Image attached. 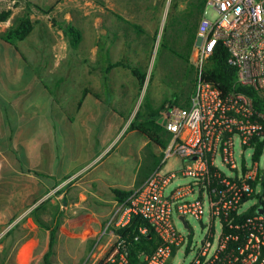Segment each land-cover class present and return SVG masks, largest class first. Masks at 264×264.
Listing matches in <instances>:
<instances>
[{
	"label": "crops",
	"instance_id": "obj_1",
	"mask_svg": "<svg viewBox=\"0 0 264 264\" xmlns=\"http://www.w3.org/2000/svg\"><path fill=\"white\" fill-rule=\"evenodd\" d=\"M207 8L208 0H0V17L9 14L0 33L27 9L34 23L17 46L0 40L10 67L0 66V264H43L52 233V264L77 249L85 263L108 221L125 220L113 190L146 182L170 139L166 115L189 107L195 93V81L187 96L167 86L149 93L167 23L176 17L180 30L193 22L199 46ZM68 25L82 33L76 49L62 29ZM4 76L16 77L20 90L8 91ZM148 98L157 116L148 114L142 124L161 125L151 131L156 142L131 127ZM46 201L50 227L42 229L31 213Z\"/></svg>",
	"mask_w": 264,
	"mask_h": 264
},
{
	"label": "built area",
	"instance_id": "obj_2",
	"mask_svg": "<svg viewBox=\"0 0 264 264\" xmlns=\"http://www.w3.org/2000/svg\"><path fill=\"white\" fill-rule=\"evenodd\" d=\"M208 7L216 10L219 18H204L199 27L200 67L191 104L175 107L166 115L163 127L170 139L162 161L123 204L126 217L117 225L138 215L152 227L158 245L145 256V264H170L183 247L186 255L194 251L191 227L189 234L178 230L175 215L186 220L194 217L204 230L189 264H264V215L256 212L239 218L258 204L261 193L263 167L254 157V142L264 139V111L256 108L250 95L223 93L203 74L205 64L222 43L229 63L237 69L235 86L252 90L264 105V0H208ZM238 140L241 163L236 159ZM248 148L253 150L250 165L243 158ZM173 157L184 165L165 173L163 168ZM181 177L190 181L167 194ZM250 200L254 205L241 212ZM115 219L116 215L98 234L85 264H129L128 252L110 230Z\"/></svg>",
	"mask_w": 264,
	"mask_h": 264
},
{
	"label": "trees",
	"instance_id": "obj_3",
	"mask_svg": "<svg viewBox=\"0 0 264 264\" xmlns=\"http://www.w3.org/2000/svg\"><path fill=\"white\" fill-rule=\"evenodd\" d=\"M28 7V6H27ZM41 12L48 14L50 11L40 9ZM30 10L27 9L26 15L18 20V22L11 28H9L6 32L0 33V40H3L11 45L17 46V43L26 40L34 31V23L30 18ZM9 17V14H5L0 17L1 21H6ZM69 38L70 46L74 49L78 48L82 42V33L81 31L74 27L68 25L67 27L62 28ZM178 29V28H177ZM165 44H163L164 46ZM229 55L226 48L222 43H219L208 60L207 64L204 67V78L218 87L223 93H227L229 91H238L243 92L250 95L255 103V106L258 110L264 111V105L262 101L258 98V96L250 89L237 87L236 79H237V69L233 67L229 61ZM141 85L145 84V79H140ZM151 118H155L157 113H150ZM141 116L140 111H138L136 115V119ZM160 128L161 125L157 123L155 120L149 121L147 123H143L140 126L135 125L132 122L131 127L133 129L138 130L140 133L145 135L150 140L156 142L154 136L151 134L153 127ZM254 157L256 160H262L264 158V139L263 140H255L254 142ZM39 177L46 178L45 175L37 173ZM260 186L261 193L257 196L258 204L249 209L247 212L243 213L239 218L244 219L249 216L256 214L259 207L264 209V166L260 173ZM113 193L116 195L120 205L126 204L128 198L132 195L133 191H123L119 189H114ZM51 208V203L46 201L44 205L42 204L38 208L32 211L31 216L34 222L38 225V227L42 229H48L50 227V221L44 219L43 216L48 214L49 209ZM64 214L60 213V220H63ZM110 230L114 232V234L119 238V243L123 248L128 252L129 264H145L141 261L142 256L149 255L158 245V240L152 227L149 223L138 215H132L130 221L125 225H112L110 226ZM192 233L190 235L191 240ZM55 244L56 237L55 233L51 234L50 237V247L49 251L46 253L44 257L43 264H52V257L55 254ZM176 253V251H175ZM174 253V254H175Z\"/></svg>",
	"mask_w": 264,
	"mask_h": 264
},
{
	"label": "rangeland",
	"instance_id": "obj_4",
	"mask_svg": "<svg viewBox=\"0 0 264 264\" xmlns=\"http://www.w3.org/2000/svg\"><path fill=\"white\" fill-rule=\"evenodd\" d=\"M205 18L216 21L219 18V14L216 10L212 7H208L205 11ZM178 21L177 18L171 16L168 23H167V33H166V40L167 43L161 47L160 53L157 60H154V67L155 72L153 75L152 86H150L149 93L152 91V88L167 86L170 89L174 90L177 96L180 94L188 95L191 86L194 84L196 79L197 72L200 67L199 63V56L195 54V51L199 50V46L195 44V32L196 26L193 22L183 25L180 30L177 29ZM169 33L173 36H169ZM172 40V43L169 44V40ZM172 50V52H171ZM3 52L7 55L6 50ZM171 52V53H170ZM171 54V55H170ZM6 55H2L0 57V66L3 69L10 68L8 65L4 63V58ZM167 55V57H166ZM169 55V56H168ZM207 64V63H206ZM205 64V65H206ZM14 68L18 67V65H12ZM6 71V70H4ZM5 87L8 91L15 92L20 90L21 88L20 83L15 82L16 77H8L4 76ZM151 78V77H150ZM177 99V98H176ZM16 102V101H14ZM173 104L181 105V101L173 102ZM154 110L149 98L144 101L143 108L141 111V116L136 120L138 125L142 124V120L148 116ZM19 111V110H18ZM140 140L143 139L142 136H139ZM13 146L16 147L17 150H20V141H14ZM138 146L135 145V148ZM241 151L242 148L240 146L239 140L236 142V159L238 163H241ZM252 154L253 150L248 148L245 151L243 158L246 160L247 164H252ZM134 161V159H132ZM262 167L264 166V158L261 160ZM183 167V161L179 158H171L166 166L163 168L165 173H169L176 169H181ZM190 181L189 178H179L176 180L171 187L168 189L167 194L170 193L177 185L186 184ZM254 205V201L250 200L249 202L245 203L242 208L241 212L247 211L250 207ZM187 222L189 223L191 230H192V244L193 249L191 253L186 255L185 247H183L174 257L170 264H189L195 255V247L202 242L204 236V230L202 228V224L199 220L195 219L194 217L188 216ZM174 223L178 230L183 233L189 234V231L185 230L183 223L178 219V216L175 215ZM220 234V226L217 223V237ZM82 250L77 249L70 252L71 256H66L63 260L58 261L57 264H85L84 262L80 261ZM86 262V261H85Z\"/></svg>",
	"mask_w": 264,
	"mask_h": 264
},
{
	"label": "water",
	"instance_id": "obj_5",
	"mask_svg": "<svg viewBox=\"0 0 264 264\" xmlns=\"http://www.w3.org/2000/svg\"><path fill=\"white\" fill-rule=\"evenodd\" d=\"M257 212H258L259 214H261V215H264V209H263L262 207H259V209L257 210ZM178 219L181 220V222L183 223L184 228L187 229L188 231H190V226H189V224H188V222H187L185 216L180 215V216H178ZM141 261H142L143 263L145 262V255L142 256Z\"/></svg>",
	"mask_w": 264,
	"mask_h": 264
}]
</instances>
